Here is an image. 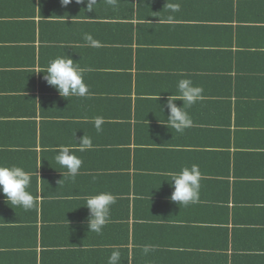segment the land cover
<instances>
[{
    "label": "crops",
    "instance_id": "1",
    "mask_svg": "<svg viewBox=\"0 0 264 264\" xmlns=\"http://www.w3.org/2000/svg\"><path fill=\"white\" fill-rule=\"evenodd\" d=\"M242 1L118 0L113 8L97 0L88 11L87 0H0V164L30 173L36 198L24 210L0 194V264H108L116 248L121 264H264V137L255 117L264 92L239 91L227 106V95L208 89L214 78L184 70L196 64H178L170 48L194 41L207 63L215 39L223 57L264 51L252 44L264 35L244 30L257 28L262 2ZM85 33L101 46H86ZM64 53L85 69L87 96H60L40 72ZM261 62L252 70L264 71ZM181 79L204 98L187 108L193 125L178 133L163 123ZM84 135L94 148L81 152ZM60 145L83 161L74 180L54 159ZM192 164L202 173L199 200L179 205L170 173ZM99 191L116 203L97 234L84 205Z\"/></svg>",
    "mask_w": 264,
    "mask_h": 264
},
{
    "label": "clouds",
    "instance_id": "2",
    "mask_svg": "<svg viewBox=\"0 0 264 264\" xmlns=\"http://www.w3.org/2000/svg\"><path fill=\"white\" fill-rule=\"evenodd\" d=\"M72 0H61L63 6H67ZM77 3H84L85 0H76ZM97 0H87V9L91 11ZM107 3L115 8L118 0H107ZM173 10H179V6H170ZM68 18H66L67 20ZM66 22V21H65ZM83 41L88 47L98 48L100 42L89 33H85ZM44 79L48 85L54 87L62 97H85L89 94L88 85L84 82L85 69L64 53L63 56L51 59L43 71ZM178 95H170L166 100V108L169 115L163 123L167 127L175 129L178 133H183L193 125V120L187 108L201 101L203 88L194 85L190 79H181L177 84ZM182 101V106H177L175 101ZM161 111L163 108L160 106ZM103 117L94 118V125L97 132H101ZM76 146L81 152L92 150L94 145L92 139L84 135ZM55 161L67 169L68 175L74 180L79 174L82 166V159L73 152L72 145H60L56 149ZM170 187L173 189L170 199L187 206L199 200L200 181L202 173L199 165L192 164L191 167H182L179 172L170 173ZM31 183V175L22 167L17 165L0 164V194L6 197L13 205L22 207L24 210L32 209L36 204V198L28 191ZM116 203V197L110 191H99L88 195L85 198V207L89 210L87 227L89 231L100 234L103 228L110 222L111 207ZM88 231V232H89ZM153 250L152 245H145L142 249L147 255ZM120 251L118 248L111 252L108 264H121Z\"/></svg>",
    "mask_w": 264,
    "mask_h": 264
},
{
    "label": "trees",
    "instance_id": "3",
    "mask_svg": "<svg viewBox=\"0 0 264 264\" xmlns=\"http://www.w3.org/2000/svg\"><path fill=\"white\" fill-rule=\"evenodd\" d=\"M260 2L262 3L259 5V15L256 16V20H257V23L262 22L264 24V0H261ZM257 3H258L257 0H243L241 5L245 7H251V6L256 5ZM227 15L231 16L232 12L228 10ZM232 19H233V16L230 19V21H232ZM226 24L231 25L228 22ZM258 24H257V28L250 27L249 25H247L246 27H244V30L248 32H252L255 36L264 35V27H259ZM214 29L216 30V27L212 28L211 31L213 32ZM194 44H195L194 41H192V44H190V46H193V48H191L190 50L186 49L183 46V42L177 43L176 45L175 44L170 45L171 46L170 48L172 50L171 55L172 56L174 55V57H178L176 58L178 61V64L185 63L183 60H180L179 58H183L189 64H196L195 66H192V67L188 66L186 69H184V70H189L191 72L194 71V74L192 75H198L197 73L199 72L198 76H200L202 80H203V76L206 77L205 81L209 80L210 78L217 79V81L213 79L215 83H213L211 80L212 84L208 86V89H211V90L215 89L219 91L221 95H227V99L229 100V101H226L227 106L230 105V101H231L230 100L231 98L228 96L229 95L235 96L237 92L239 91L240 92L237 94V97H239L240 95H243L244 93H245L244 95H246L248 91L257 90L259 92H264V71L252 70V65L255 62L264 60V55H262L264 54V51H258L259 53H257V51L244 52V53L237 52L236 54H234L236 56L235 58L233 57V55H231L230 58H228L229 54H232L228 52L227 56L223 57L222 54L221 55L218 54L219 53L218 50L222 48V46L219 44V42H216V39H215L214 46L211 47L210 49V54H211L210 61L208 58L207 61L209 62L207 63L205 61V57L203 58L199 52L200 51L198 49L199 45L197 44L195 46ZM252 44L253 46L254 45L256 46L264 45V44H259L256 40ZM248 53H249V57L255 55L258 58L244 59L243 56L248 55ZM241 54H242V57H240ZM259 54H261L260 57L258 56ZM218 59L226 60L223 63V68L217 63ZM216 64H218L221 67L220 68L221 72L218 70ZM260 64L262 65V67H264V62H261ZM183 67H186V66H179L178 68H183ZM249 67L251 68V70L249 69ZM200 77L198 78L195 77V79L198 82H201L199 80ZM262 105L264 106V101L260 100V103L258 106L260 107L258 110V115L255 117L258 118L260 116L259 122H258V124L260 125L259 134L263 135L264 137V109L261 107Z\"/></svg>",
    "mask_w": 264,
    "mask_h": 264
}]
</instances>
